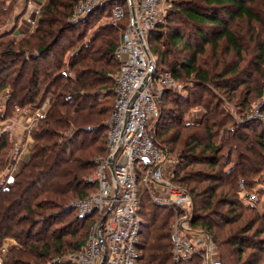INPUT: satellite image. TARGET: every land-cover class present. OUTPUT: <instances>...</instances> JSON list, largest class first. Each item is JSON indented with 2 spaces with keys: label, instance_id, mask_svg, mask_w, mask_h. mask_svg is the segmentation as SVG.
<instances>
[{
  "label": "trees",
  "instance_id": "obj_1",
  "mask_svg": "<svg viewBox=\"0 0 264 264\" xmlns=\"http://www.w3.org/2000/svg\"><path fill=\"white\" fill-rule=\"evenodd\" d=\"M80 1L46 0L34 32L0 45V121L15 116L17 108H40L51 100L46 118L33 131L29 162L6 187L14 142L8 131L0 137V249L7 239L17 243L2 264H75L73 258L51 261L65 254L70 227L88 230L84 241L67 249L71 257L84 247L89 232L91 218L80 216L71 202L96 187L86 179L96 170L95 158L106 151L120 42L116 27H102L76 49L68 63L72 77L62 57L48 61L77 25L71 17ZM112 5L81 20L107 10L110 18ZM261 6L264 0H171L150 35L158 71L170 72L178 84H192L185 96L166 90L152 135L167 153L175 154L172 180L193 199L191 226L211 236L222 264H264V211L258 212L255 203L246 207L240 197L245 192L242 179L249 193L264 181V125L246 119L252 98L264 93ZM222 95L229 102L235 99L236 108L248 109L240 120L225 109ZM195 108L200 121L187 122V112ZM165 209L141 190L138 212L144 224L137 264H202L200 254L184 263L173 260V214L168 209L170 214L162 215ZM70 213L76 214L75 223L53 227Z\"/></svg>",
  "mask_w": 264,
  "mask_h": 264
},
{
  "label": "built area",
  "instance_id": "obj_2",
  "mask_svg": "<svg viewBox=\"0 0 264 264\" xmlns=\"http://www.w3.org/2000/svg\"><path fill=\"white\" fill-rule=\"evenodd\" d=\"M111 24L121 34L116 50L119 72L116 75L115 101L107 122L106 151L95 158L96 170L86 180L95 190L72 206L82 217L91 218L84 247L72 258L75 264H137L143 220L138 212L141 190L147 191L152 203L175 212L176 221L170 235L173 260L189 261L200 254L203 264H222L216 256L211 237L192 232L177 216L185 218L193 208V199L183 188L172 184L177 159L167 153L152 135L154 121L160 115V102L167 89H178L168 71H158L150 50V35L157 29L171 7L170 0H81L74 7L72 21H79L107 3ZM40 7L31 0L23 18L36 26ZM49 104V103H48ZM28 108L34 114L23 127L24 143H14L9 165V186L18 172L21 154L33 142L37 124L47 116L49 105ZM261 105L249 119L264 125ZM17 112L21 109L17 108ZM245 182L242 179L241 185ZM248 203H256L257 195L244 192ZM180 211V212H179ZM2 264V263H0Z\"/></svg>",
  "mask_w": 264,
  "mask_h": 264
},
{
  "label": "rangeland",
  "instance_id": "obj_3",
  "mask_svg": "<svg viewBox=\"0 0 264 264\" xmlns=\"http://www.w3.org/2000/svg\"><path fill=\"white\" fill-rule=\"evenodd\" d=\"M29 1L30 0H16V2L15 1L12 2L11 0H0V45L2 43L5 44V43L11 42V41H19L23 36H28L32 32H34L36 26L33 27L30 25L29 26L30 30L27 32V34L20 36V37H16V35H15V31L18 28V25H16L17 20L19 19V21H20L23 18L24 13L27 11ZM170 2H171V0H170ZM260 9L264 13V6L263 7L261 6ZM96 10L97 9L93 10L88 15L94 13V11H96ZM2 13H4V14H2ZM108 13H109V10H107L106 12L99 11V12L95 13L92 17H90L88 20L84 19V20L77 21V25H75V27L73 28V32L66 33L65 38H63L62 41L60 42V44L55 48V52L53 53V55L50 57V59L48 61L53 62V61H56L58 57H62L65 61V69L68 70V72H67L68 75L70 77H72L73 72L68 69V63L70 62L71 58L73 57V55H74L76 49L79 47V45H81L82 43L88 42L91 39H94L102 27H104L106 25H112L111 24V18L108 17ZM87 16H85V17H87ZM164 17H163V20H164ZM33 18L37 19L38 16L35 14L33 16ZM83 21L84 22L86 21V23H84ZM78 23H80V24H78ZM243 31L246 32V28H243ZM120 38H121V34H120V31L118 30V41L119 42H120ZM191 87H192V84H190V83L186 84L184 82H181L180 84H178V89L175 91H179L180 95L185 96V95H187L186 94V88H191ZM220 97L222 99H226L224 107L227 111L229 110L231 113H233V115H234L233 118H235L236 120H240L242 115L244 114L243 111L248 110V109L243 110L242 108H236V106H235L236 100L235 99L232 102H229V101H227V98L224 95H222ZM252 100L253 101H252L251 105L249 106L250 109L248 110L249 115L259 105H261L260 109L262 111H264V93L260 97H255L254 99L252 98ZM2 102H4V101H2ZM46 103L47 104L49 103L48 105L50 107L51 100L46 99L45 102L43 103V105ZM28 108H30V107H28ZM28 108H25V109H28ZM22 110H24V109H22ZM18 113L19 112H17V110H16L15 116L10 117L4 121H0V137H1V134L3 132H5V131L10 132L11 131L7 127L11 126V124L13 123V121L16 118ZM249 115L246 118L247 120H251L248 118ZM185 120L187 122H195V123L197 122L198 123L200 121V109L195 108L193 110H189L187 112ZM253 127H255L259 130L263 128L260 125H254ZM217 141L220 142V139L218 138ZM223 153H225V155H226V153H228L227 148L225 149V151ZM172 155H174L173 157H176L175 154H172ZM235 158H236V156H235V154H233L232 160L234 161ZM176 167H177V165L175 166V169H176ZM230 167H232V164H229L227 169ZM16 175L14 176V179H15ZM260 183H257V184L255 183L252 188L250 187V190L252 193H254V192L257 193L256 195H257L258 201L255 204H256L257 211L261 213L264 211V181L260 180ZM172 184L176 187H180V186L176 185L175 183H173V180H172ZM240 187H242L241 189L244 191L247 190L245 188V184L241 185ZM246 192H248V191H246ZM240 197L242 198V200H241L242 203H244V205L246 207H249L248 202L245 201L243 198V194L240 195ZM74 201L75 200H73L71 202V204ZM193 205H194V203H193ZM171 211H169L168 209H165V210H160V213L162 215H165ZM172 214H173V216L170 215V222L172 223V226H173L174 222L176 221V216H175L174 211H172ZM185 214L186 213H184L182 211L179 213V215L177 216L179 223H184L188 227V229L194 233L195 232L204 233L200 229L195 228V227L193 228L191 226V220H192V216L194 214L193 208L187 214L188 215L187 218H185ZM75 217H76L75 213H70L69 215H65L62 218H60L53 227H60L63 225L66 227V225H67L66 223H68V222L70 224L75 223V221H76ZM87 231L88 230L85 231L84 229L81 230L79 228V226H74L72 228L70 227L68 232L72 233V235L68 234L65 238V254L60 255V256H54L51 263L56 262V261H60L61 263H66L67 261L71 260L72 257H71V254L69 253L70 250L68 251L67 249L70 247V245L72 243H76L77 241H84V238H85ZM204 234H207V233H204ZM13 248H15V247H13ZM7 253L8 252H5V256ZM76 254H77V252H76ZM246 257L247 256L244 255V258H246ZM202 264H203V261H202Z\"/></svg>",
  "mask_w": 264,
  "mask_h": 264
},
{
  "label": "crops",
  "instance_id": "obj_4",
  "mask_svg": "<svg viewBox=\"0 0 264 264\" xmlns=\"http://www.w3.org/2000/svg\"><path fill=\"white\" fill-rule=\"evenodd\" d=\"M45 1L46 0H40V1L39 0H31V3H32V6H34V7H40V6H42V4ZM29 26L30 25L27 24L25 19L22 18L18 23L17 30L15 31L16 37H20V36L27 34V32L30 30ZM33 116H34V114L31 113V111H29L28 109H24L17 114V116L14 119L11 126L7 127L9 130H11L10 131L11 139L15 144L18 143V141L21 144L25 142L24 141L25 135L22 134V130H23L24 126H26L27 124H29L32 121ZM32 145H33V142L21 154L20 161L18 164V172L17 173H19L23 169V167L29 162V156H30V151H31ZM11 153H12V151H11ZM11 153H10V155H11ZM11 161H12L11 157L9 156V165H10ZM13 247H17L16 241H14L12 239L5 240L3 247L0 249V263L3 262V259L5 257V252H8Z\"/></svg>",
  "mask_w": 264,
  "mask_h": 264
},
{
  "label": "water",
  "instance_id": "obj_5",
  "mask_svg": "<svg viewBox=\"0 0 264 264\" xmlns=\"http://www.w3.org/2000/svg\"><path fill=\"white\" fill-rule=\"evenodd\" d=\"M209 237H211L209 234H208Z\"/></svg>",
  "mask_w": 264,
  "mask_h": 264
}]
</instances>
